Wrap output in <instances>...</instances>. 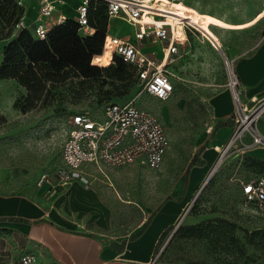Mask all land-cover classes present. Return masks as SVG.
<instances>
[{
    "label": "rangeland",
    "instance_id": "rangeland-1",
    "mask_svg": "<svg viewBox=\"0 0 264 264\" xmlns=\"http://www.w3.org/2000/svg\"><path fill=\"white\" fill-rule=\"evenodd\" d=\"M185 1L154 2L161 11L160 18L171 27L174 39L187 38L185 44L181 45L180 52L172 55L167 64L173 77L174 89L166 100H158L141 93V82L134 64L126 63L121 66L119 59H116L115 67L127 72L122 75L121 80L119 72H109L94 77L89 82L90 86L85 89L75 86L54 89L52 92L56 93V98H60L63 104H68L65 112L37 108L24 110L20 104L16 106L17 100L27 95V87L15 78L0 79V192L9 193L25 186L37 187L43 178L56 184L54 171L62 163L61 152L67 135L69 116L85 110L98 113L107 103L135 97L161 115L170 139L169 149L163 162L156 168L135 162L120 168L105 169L106 175H97L98 179L92 187L101 199L102 210L99 213L106 220V224L97 225L96 230L109 235L129 234L140 227L164 201L176 197L178 186L184 182L186 171L196 152L197 142L202 135L212 136L214 133L215 112L211 98L219 90L231 88L230 70L226 60L233 64L237 78L235 63L224 51V38H232L228 29L242 28L264 18V0ZM75 4L74 0H67L66 11L71 16L75 15ZM94 11L96 9L91 14ZM254 15L255 17L248 20ZM182 16L196 23L210 40L223 46L215 47L194 28L187 29L186 33ZM151 17L146 15L145 20L150 22ZM95 31L96 27L92 34ZM107 31L122 37L134 36L136 26L121 18L107 17L105 32ZM18 33L19 30L16 29L11 38L17 37ZM81 34L88 35L83 30ZM142 42L154 55H161V44L155 41L153 35ZM112 47V43L106 39L102 53L97 54V57L105 55L106 61H95L98 65L103 67L114 62L115 56H110ZM4 48L5 41L0 40V63ZM122 83L127 84V87L120 94L122 90L116 89L114 85ZM232 97L233 117L236 109L233 91ZM239 98L249 108L264 101V96L245 101L240 93ZM253 125L264 135V104L259 108V117ZM244 142H250L249 137H245ZM238 147L239 149L230 150L217 166L211 176L214 177L212 188L205 189L206 184L200 191L207 175L190 195L187 207L159 242L156 252L159 253V261L169 264H193L195 261L223 264L220 255L206 239L178 235L176 231L181 225L198 224L208 217L225 215L236 219L243 227H264L251 204L245 202L242 189V181L253 179L259 172L243 164L244 155L249 152L243 144ZM24 169L26 171L23 172ZM18 170L21 174L14 175ZM238 234L242 236L244 233L240 231ZM22 244L15 232L0 229V264H19L20 256L24 253Z\"/></svg>",
    "mask_w": 264,
    "mask_h": 264
},
{
    "label": "built area",
    "instance_id": "built-area-1",
    "mask_svg": "<svg viewBox=\"0 0 264 264\" xmlns=\"http://www.w3.org/2000/svg\"><path fill=\"white\" fill-rule=\"evenodd\" d=\"M75 15L66 11L67 0H37V17L33 21L32 30L40 39H45L49 31L56 25L72 19L78 22L79 28L92 34L95 28L89 22V10L93 1L76 0ZM106 4L109 18H121L136 26L134 36L115 35V55L124 61L137 66L141 82V93L158 100L168 99L173 92V77L167 64L172 55L180 52L185 39L175 38L171 27L157 21L148 22L145 16L160 18L161 12L151 6L152 0H102ZM186 2L185 0H178ZM18 3L25 9L19 27H30L25 19L27 5L23 0ZM187 29H196L206 38H210L190 19L184 18ZM154 36L155 41L162 44V51L167 53L156 59L144 50L143 39ZM215 47L221 44L210 40ZM114 55V56H115ZM235 98L236 109L233 116V131L220 151L218 162H222L229 151L264 145L262 135L253 125L259 117V108L264 101L249 108L239 98L236 83L230 82ZM212 127V126H211ZM249 137L250 142H244ZM170 139L161 115L151 106L140 103L135 97L114 101L103 105L98 113L90 110L73 113L67 119V135L62 146V163L54 171V177L63 186L79 182L92 187L98 179L97 175H106L105 169L120 168L140 162L151 168L158 167L169 149ZM44 179V178H43ZM243 195L246 203L251 204L260 222L264 225V172L248 181H242ZM155 255L152 264L156 262ZM38 253L25 252L20 256L19 264H35Z\"/></svg>",
    "mask_w": 264,
    "mask_h": 264
},
{
    "label": "crops",
    "instance_id": "crops-1",
    "mask_svg": "<svg viewBox=\"0 0 264 264\" xmlns=\"http://www.w3.org/2000/svg\"><path fill=\"white\" fill-rule=\"evenodd\" d=\"M23 1L27 5L25 19L32 27L37 17V0ZM153 18L157 17H151L150 22ZM228 30L232 38H224V51L235 63L237 91L245 101L264 96V18L248 26ZM144 50L156 59L163 55L167 57L163 51L161 55H154L145 45ZM95 61H106V56L97 57L96 54L93 62L99 64ZM211 102L215 124H226L214 130L212 136L204 134L200 137L196 151L202 162L191 167L185 189L183 182L178 186L176 197L164 201L148 222L147 217L129 234L109 235L96 230L97 225L106 224V220L100 217L102 202L98 192L79 182L63 186L55 177L56 184L42 179L37 187L25 186L9 193L0 192V229L15 232L23 243L24 253H38L35 264H152L161 235L183 213L190 195L216 164L220 154L217 147H222L233 131L231 88L219 90ZM248 152L264 158L263 146H254ZM95 208L96 211L93 210ZM153 264L169 263L157 259Z\"/></svg>",
    "mask_w": 264,
    "mask_h": 264
},
{
    "label": "trees",
    "instance_id": "trees-1",
    "mask_svg": "<svg viewBox=\"0 0 264 264\" xmlns=\"http://www.w3.org/2000/svg\"><path fill=\"white\" fill-rule=\"evenodd\" d=\"M94 9L96 11L91 14ZM24 13L25 9L18 0H0V40L5 41L3 59L0 63V79L15 78L28 89L27 95L19 98L16 106L20 104L24 110L37 108L65 112L68 104H63L60 98H56V93L52 92L54 89L58 87L68 89L73 86L85 89L98 75L119 72L121 80L122 75L127 73L115 67L116 59H119L121 66L128 63L117 55L113 59L114 62L108 66L102 67L93 62L94 55L102 53L107 39L105 29L109 16L106 12V4L102 0L93 1L90 5L89 22L94 28L96 27V31L85 36L81 34L78 22L69 19L54 26L45 39H40L31 27H19ZM16 29L19 30L18 36L11 38ZM134 66L138 75L137 66ZM114 87L122 90L127 84L122 83ZM124 92L122 90L120 94ZM225 124L216 123L214 130ZM244 156V165L259 173L264 172V159L250 154ZM199 162L202 160L199 159L196 151L184 177V189L190 168ZM20 174V170L14 172V175ZM213 185L214 177L209 180L205 189L210 190ZM183 194L184 191L180 197ZM197 202L198 199L194 206ZM157 209L149 215L147 222ZM172 227L171 225L163 232L160 241ZM240 231L244 233L242 236L238 234ZM176 233L206 239L213 250L220 255L223 264H264V227L262 226L243 227L236 219H231V216L218 215L208 217L198 224L181 225ZM193 264L209 263L195 261Z\"/></svg>",
    "mask_w": 264,
    "mask_h": 264
},
{
    "label": "bare ground",
    "instance_id": "bare-ground-1",
    "mask_svg": "<svg viewBox=\"0 0 264 264\" xmlns=\"http://www.w3.org/2000/svg\"><path fill=\"white\" fill-rule=\"evenodd\" d=\"M173 1H177L178 2V0H173ZM154 2L156 3V0H152L150 2L151 3L150 7H154V8L157 9L158 7H157V5H155ZM182 17L187 18L186 16H182ZM153 21H157V22H159L161 24H164V22L161 19H159V18H153L152 22ZM107 40L110 41L112 43V45H113V47L111 48V51H110V56L114 57V55H115V45H116V43H115V35H111L107 31ZM229 63H230V65H229ZM227 66H229V70H230L229 74H230V79H231L232 83H236V79L237 78H235V74H234V70H233V64L231 65V62L227 61Z\"/></svg>",
    "mask_w": 264,
    "mask_h": 264
},
{
    "label": "water",
    "instance_id": "water-1",
    "mask_svg": "<svg viewBox=\"0 0 264 264\" xmlns=\"http://www.w3.org/2000/svg\"><path fill=\"white\" fill-rule=\"evenodd\" d=\"M227 62V61H226ZM219 165V162L212 168L211 172L209 173L205 183L203 184V186L201 187L200 191L203 189V187L207 184V182L209 181V179L211 178V176L214 174L215 170L217 169V166ZM199 191V192H200ZM186 213V211H185Z\"/></svg>",
    "mask_w": 264,
    "mask_h": 264
}]
</instances>
